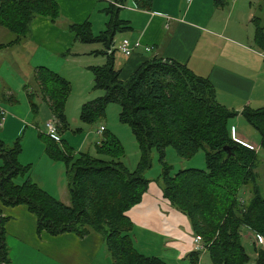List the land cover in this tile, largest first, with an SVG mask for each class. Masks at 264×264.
<instances>
[{"label": "trees", "instance_id": "trees-1", "mask_svg": "<svg viewBox=\"0 0 264 264\" xmlns=\"http://www.w3.org/2000/svg\"><path fill=\"white\" fill-rule=\"evenodd\" d=\"M107 1L104 10L109 19L104 30L93 33L89 20L69 25L81 43H101L103 49L98 53L105 56L103 64L89 66L93 88L103 90V94L82 104L80 120L92 123L105 114L110 103H117L119 121L128 124L138 143L137 165L130 169L121 160L123 148L112 132H104L95 142V155L69 147L58 134L67 127L64 106L70 83L46 66L35 67L37 93L57 120L59 140L40 136L47 156L64 166L70 201L61 202L27 178L16 182L31 165L18 161L19 140L7 146L0 139V264H11L7 218L1 206L18 204L27 206L36 216L37 233L45 231L54 236L71 232L79 237L90 232L99 234L113 264H171L136 249L132 239L134 224L127 214L148 188L146 172L152 167L153 150L161 166L155 181L163 197L186 216L192 239L201 237L212 264H247L250 256L241 241V227L264 237V190L257 184L256 150L231 135L229 120L238 112L216 100L215 87L207 77L170 58L152 56L122 79L121 69L115 67L113 39L116 33L128 29V21L119 18L125 0ZM132 1L141 10H150L152 5V0ZM59 15L56 0H0V25L15 34L14 40L0 44V49L20 41L35 16L54 21ZM252 22L254 43L264 52L263 24L258 16ZM32 95L35 93L30 92V98ZM31 104L36 110L37 104ZM240 114L259 131L264 147V105L246 106ZM167 147L183 158L204 150L205 169L191 167L172 172L164 160ZM245 188L249 195L242 198L239 192ZM253 245L255 264H264V248ZM200 253L189 252V263L200 264Z\"/></svg>", "mask_w": 264, "mask_h": 264}, {"label": "crops", "instance_id": "crops-1", "mask_svg": "<svg viewBox=\"0 0 264 264\" xmlns=\"http://www.w3.org/2000/svg\"><path fill=\"white\" fill-rule=\"evenodd\" d=\"M56 1L60 8L59 17L53 21L44 16H35L28 33L20 41L0 49V63L4 60L10 65L13 62L18 64L16 54L23 50L25 64L30 66H25V71H19L25 78L28 75L34 78L35 67L42 65L58 71L63 77L78 73L89 78L92 84V75L88 77L84 70H89L92 65L103 64L105 56L98 55V45H95L96 48L84 49L69 30V25L89 20L93 33L104 30L109 19L104 9L109 2ZM121 9H124L122 14ZM121 9L119 18L128 21V29L122 31L117 43L114 42L116 50L113 57L115 67L121 69L122 79L127 78L142 61L152 56H161L185 64L194 73L207 77L215 87L216 100L238 112L234 117L236 122H241L240 111L244 107L258 108L264 105V52L254 43L252 22L253 17L258 16L264 27L263 0H222L220 3L215 0H152L150 10H141L132 0H125ZM95 23L99 25L97 28ZM116 37L115 34L114 39ZM14 38V33L0 25V44L9 43ZM123 38L131 42L139 39L150 50L142 46L130 56H125L117 48ZM65 51L67 54H63ZM64 62L68 65L64 66ZM61 65L62 68H56ZM63 67L67 69L64 72ZM28 89L47 108L44 121L52 119L48 104L37 93L36 83ZM39 107L38 104L35 109L39 110ZM0 124V139L3 142L11 141V133L16 135L22 131L25 134L27 130H33L23 128V120L10 115L4 117ZM230 132L233 139L257 150L256 144L244 132H238L232 127ZM41 134L39 130L37 136L33 135L38 153L33 157L34 160L27 157L24 161L21 159L20 163H30L31 168L19 181L27 178L61 202L69 204L64 166L47 156ZM59 135L63 139L64 136ZM22 153L21 150L18 160ZM42 160H45L46 167L40 169ZM36 164L39 168L37 173L34 167ZM149 180L141 201L127 211L134 224L133 242L137 237L142 247L152 246L156 249L153 254L142 253L166 260H183L195 248L188 219L163 197L159 184ZM1 209L2 215L7 218L5 231L11 264H113L102 237L97 233L90 232L83 237L71 232L54 236L45 231L37 233L36 216L27 206L18 204L1 206ZM248 234L251 232L248 231ZM204 255L205 250H201V263Z\"/></svg>", "mask_w": 264, "mask_h": 264}, {"label": "rangeland", "instance_id": "rangeland-1", "mask_svg": "<svg viewBox=\"0 0 264 264\" xmlns=\"http://www.w3.org/2000/svg\"><path fill=\"white\" fill-rule=\"evenodd\" d=\"M122 11H124V9L120 10L121 14ZM98 26H99L98 23H95V28H97ZM122 34L123 32L116 33L117 37L114 39V42L117 43V41L119 40L118 38L119 35L121 36ZM81 45L82 47H85L84 49H86V47L96 48L95 45H98L100 47L99 50L103 49V45L101 43H92L89 44V46H87L88 44L82 43ZM16 48H18V46H16ZM72 50H75V48H73ZM13 51L17 53L15 49ZM66 51L68 52V50ZM66 51L63 54H67ZM98 55H101L102 57L104 56L100 53ZM25 59L26 58L25 56H23V50H22V52H18L16 54V60H18V64H15V62H13L12 63L13 65H10L4 60L0 63V108L5 109L4 117L10 115L12 117L18 118V120L21 119L24 122L23 128L25 127L26 129H31V128L33 129V130H27L25 134L22 133V131H20L16 135H14V133H11L9 135L12 136L9 137L10 138L9 140L11 141L8 142L4 141V143L7 146H12L16 141L19 140L21 150L23 151L22 156H20V160H18L19 162H22L27 158L33 159V157L38 154L36 152L37 146H35L33 143L34 134L37 136L39 130H41L42 134L47 135L45 130L46 121H44V116L48 110L44 106V104L40 101V98L36 94L32 95L33 96L32 98H30L29 96L30 92L28 88L29 87L33 88L36 82L32 77V75H28L27 78H25L19 72L20 70L25 71V66H26ZM64 63H65L64 66L68 65L66 64V62ZM27 66L29 65L27 64ZM56 68H62V65L59 67L57 66ZM62 70L64 72L67 69L63 67ZM85 71L86 73H88V77H91L92 72L87 69L84 70V72ZM57 73L59 72L57 71ZM64 78L65 79L67 78L66 80H68L70 83V92L64 106V114L67 121V127L61 130L60 134L64 136L63 139L76 152L86 151L89 152L90 154L95 155V149H94L95 142L102 137L101 135H103L104 132L106 133L112 132L119 139L123 148V156L121 157V160L126 164L127 167L133 169L137 165V162L139 160L140 150L138 147V143L135 137L133 136L128 124L122 123L118 119V114L120 110L119 105L117 103H110L105 110V114L103 116H100L96 121L92 123L83 122L82 120H80V109L82 104L88 100L101 96L103 94V90L94 89L93 83L90 84L89 82V78L85 76L82 77L78 73L74 75L71 74L67 75V77ZM31 102L37 105L39 104L40 106L39 110L38 109L33 110ZM54 120L57 123L55 117ZM240 121L241 122H236L235 118H231L229 120V128L231 127L236 128L238 132H244L245 136L251 142L256 144L257 160H256L255 171L257 173V184L260 186L262 190H264V147L261 146V135L259 131H257L245 118L241 117ZM36 124H38L37 126L39 127V129L37 128ZM101 126H104V129L106 127L105 131L102 132L99 130ZM40 142L42 143L43 141ZM164 160L167 162L168 165L172 167V172H175L178 169H183V168L192 167V168L205 169L206 167L204 150L202 149H200L196 154H194L189 158H183L178 156L175 150H173L171 147H167L165 149ZM21 164L26 165V163H21ZM151 164L152 167L147 171L146 175L148 176L149 179L155 182L157 176L161 172V166L158 161V154L156 153L155 150H153L151 153ZM60 165L63 164L60 162ZM34 167H35V172L37 173L36 170L39 169L37 164ZM39 167L40 169L46 167L45 160H42L41 164H39ZM20 179L21 176H19L16 179V182L19 183L22 182L19 181ZM64 179L66 181V177ZM247 191H248L247 188L242 189L239 192V195L242 198H247L249 195ZM246 231L248 232L246 227L244 226L241 227V233H242L241 241L245 247L246 252L250 256V259L247 262V264H255L256 252L253 243L256 246L258 245L254 241L255 235L254 234L247 235L246 233L244 234V232ZM134 246L136 247L137 250L141 252H149L151 254L156 252V249L153 248L152 246H149L147 248L142 247L137 237L135 238ZM168 262L171 264H190L187 258L183 260L181 258L179 259L170 258L168 259ZM200 264H212L207 254L204 255L203 261L202 263L200 262Z\"/></svg>", "mask_w": 264, "mask_h": 264}, {"label": "built area", "instance_id": "built-area-1", "mask_svg": "<svg viewBox=\"0 0 264 264\" xmlns=\"http://www.w3.org/2000/svg\"><path fill=\"white\" fill-rule=\"evenodd\" d=\"M142 46L143 45L139 39L131 42L128 38H123L118 44L117 48L123 55L130 56L136 49L141 48ZM143 47L146 50H150V47H147V46H143ZM0 114H1V121H2L4 118L5 111L0 109ZM55 122L56 121L53 118L50 120H47L45 123V130L48 136L56 140H59ZM103 129H104L103 126L99 128L100 131H102ZM248 146L251 147L250 145ZM254 241L258 246H261L264 248V237L263 236L261 235L255 236ZM193 242L195 244L194 250H204L205 249V246L201 243V237L199 235L193 238Z\"/></svg>", "mask_w": 264, "mask_h": 264}]
</instances>
